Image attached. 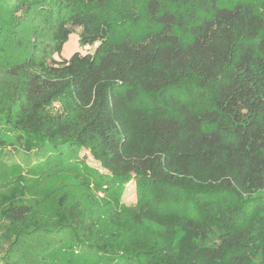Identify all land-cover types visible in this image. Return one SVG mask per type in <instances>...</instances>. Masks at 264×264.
Here are the masks:
<instances>
[{"label": "trees", "instance_id": "trees-1", "mask_svg": "<svg viewBox=\"0 0 264 264\" xmlns=\"http://www.w3.org/2000/svg\"><path fill=\"white\" fill-rule=\"evenodd\" d=\"M254 1L0 0V264H264Z\"/></svg>", "mask_w": 264, "mask_h": 264}, {"label": "rangeland", "instance_id": "rangeland-1", "mask_svg": "<svg viewBox=\"0 0 264 264\" xmlns=\"http://www.w3.org/2000/svg\"><path fill=\"white\" fill-rule=\"evenodd\" d=\"M255 5H264V0H255ZM77 33L80 32V28L75 29ZM73 32L69 35L66 42L63 43L61 50H60V58L62 59H68L71 55H73L75 52H79L81 55L92 53L94 50V46H85L83 48H80L79 42H78V34ZM59 57L55 54L54 59L59 60ZM7 153V155L4 157V161L6 164L11 165L13 163H18L23 165V169L26 170L29 167L35 166L37 162H39L40 158L34 153L25 154L22 151H10ZM80 156L85 159L86 164L89 167H93L98 169L100 172L105 173L104 170H102L99 166V164L92 159V157L87 153L86 150H82L80 152ZM121 202L127 206H134L135 204V191H134V183L130 182L126 185L124 192L121 196ZM217 242V239L215 236L211 238V244Z\"/></svg>", "mask_w": 264, "mask_h": 264}, {"label": "water", "instance_id": "water-1", "mask_svg": "<svg viewBox=\"0 0 264 264\" xmlns=\"http://www.w3.org/2000/svg\"><path fill=\"white\" fill-rule=\"evenodd\" d=\"M102 35H103V36L105 35V30H104V29H102Z\"/></svg>", "mask_w": 264, "mask_h": 264}]
</instances>
